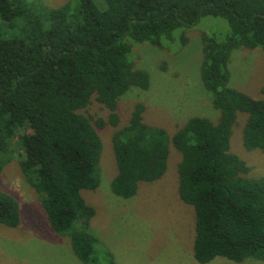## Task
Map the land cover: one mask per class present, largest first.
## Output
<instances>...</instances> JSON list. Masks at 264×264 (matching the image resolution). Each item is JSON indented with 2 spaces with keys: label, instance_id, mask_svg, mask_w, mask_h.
Masks as SVG:
<instances>
[{
  "label": "trees",
  "instance_id": "1",
  "mask_svg": "<svg viewBox=\"0 0 264 264\" xmlns=\"http://www.w3.org/2000/svg\"><path fill=\"white\" fill-rule=\"evenodd\" d=\"M203 16L221 17L229 28L223 41L202 36L200 77L217 120L193 116L169 135L147 124L145 106L136 103L111 136L117 172L110 186L129 198L140 182L162 177L171 143L181 154L179 197L194 208V259L264 262V174L249 176L230 151L233 126L245 113L243 146L264 153V99L231 87L228 69L232 49L264 50V0H67L58 7L0 0V172L22 153L21 173L51 228L85 264L114 263L89 230L94 209L81 195L100 183L102 145L80 110L94 98L109 110L95 125L116 126L120 96L149 87L147 71L129 58L132 42L164 47L176 29ZM19 223L17 200L0 190V224Z\"/></svg>",
  "mask_w": 264,
  "mask_h": 264
},
{
  "label": "rangeland",
  "instance_id": "2",
  "mask_svg": "<svg viewBox=\"0 0 264 264\" xmlns=\"http://www.w3.org/2000/svg\"><path fill=\"white\" fill-rule=\"evenodd\" d=\"M58 7L67 0H40ZM229 28L221 17L203 16L195 26L176 29L173 41L164 47L132 42L130 60L147 71L149 87H131L117 102L116 126L98 128L94 120H107L109 110L92 98L80 111L91 119L101 140L100 183L84 189V201L93 207L89 230L109 250L114 264H264L255 258L235 262L217 256L208 263H198L193 256L195 216L192 205L178 194L177 164L180 152L169 144L167 169L152 182H140L129 198L115 195L111 181L117 172L111 144L112 133L125 125L134 105L142 102L143 120L164 128L172 135L193 116L216 121L218 110L211 106L200 77L203 58L202 36L223 41ZM180 35L187 37L182 43ZM229 85L253 98L264 99V50L232 49L229 60ZM247 114L239 113L230 137V151L250 167L249 176L264 174V153L243 146V125ZM21 129L19 132H23ZM17 152L0 172V190L18 202L20 223L16 227L0 224V264H85L71 249L65 236L50 226L46 212L35 192L23 177Z\"/></svg>",
  "mask_w": 264,
  "mask_h": 264
},
{
  "label": "crops",
  "instance_id": "3",
  "mask_svg": "<svg viewBox=\"0 0 264 264\" xmlns=\"http://www.w3.org/2000/svg\"><path fill=\"white\" fill-rule=\"evenodd\" d=\"M212 260H213V259H212ZM212 260H211V261H212ZM213 261H215V260H213ZM213 261H212L211 263H213ZM209 262H210V261H209ZM198 263H199V262H198ZM207 263H208V262H207ZM211 263H210V264H211Z\"/></svg>",
  "mask_w": 264,
  "mask_h": 264
}]
</instances>
